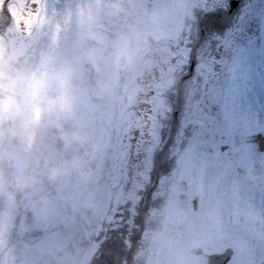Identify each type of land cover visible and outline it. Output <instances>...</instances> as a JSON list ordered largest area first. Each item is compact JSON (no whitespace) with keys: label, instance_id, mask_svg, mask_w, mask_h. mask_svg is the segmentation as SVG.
Instances as JSON below:
<instances>
[{"label":"rangeland","instance_id":"rangeland-1","mask_svg":"<svg viewBox=\"0 0 264 264\" xmlns=\"http://www.w3.org/2000/svg\"><path fill=\"white\" fill-rule=\"evenodd\" d=\"M197 3L0 0V264H100L85 225L123 199L115 184L128 162L124 133L139 123L135 79L151 51L166 52L168 36L196 22ZM194 118L186 123L200 128ZM247 188L240 202L196 214L157 199L130 264H208L227 248L230 264H264L259 167Z\"/></svg>","mask_w":264,"mask_h":264},{"label":"snow or ice","instance_id":"snow-or-ice-1","mask_svg":"<svg viewBox=\"0 0 264 264\" xmlns=\"http://www.w3.org/2000/svg\"><path fill=\"white\" fill-rule=\"evenodd\" d=\"M196 10L194 24L168 36V65L180 81L168 94L153 92L138 125L124 133L128 162L115 184L123 199L85 225L100 264H117L120 245L146 230L144 216L157 199L174 198L196 214L213 201L245 199L257 167L264 172V59L241 74L252 53L264 58V0H198ZM187 84L216 131L186 123L179 88Z\"/></svg>","mask_w":264,"mask_h":264},{"label":"flooded vegetation","instance_id":"flooded-vegetation-1","mask_svg":"<svg viewBox=\"0 0 264 264\" xmlns=\"http://www.w3.org/2000/svg\"><path fill=\"white\" fill-rule=\"evenodd\" d=\"M256 2H259V0H256ZM165 48H167V45H165ZM148 56L149 62L145 63L143 69L144 77L139 78L137 75L135 79L140 85V89L142 88L141 91H143L137 100V107L139 108L138 112H140L141 109L146 110V102L151 103L155 99L152 96L153 92L159 94V92L162 93L164 90H168L167 92L169 93L174 85H176L181 79L179 72H174L169 67L167 51L163 53H160L159 51H151ZM254 56H256V58H253ZM248 59L250 65L258 66L259 62L264 58L256 52L253 53L252 58ZM161 68L162 71L159 70ZM179 91L187 98L186 119L192 117L195 120L194 117H198L199 122L197 123L200 128H206L209 131H216L217 129L206 112L205 106L199 104L195 99L193 86L191 84L181 85ZM143 114H146V112L142 113V115ZM203 121L205 123H203ZM137 125L138 123L136 126Z\"/></svg>","mask_w":264,"mask_h":264},{"label":"trees","instance_id":"trees-1","mask_svg":"<svg viewBox=\"0 0 264 264\" xmlns=\"http://www.w3.org/2000/svg\"><path fill=\"white\" fill-rule=\"evenodd\" d=\"M140 239L141 233L137 231L136 234L132 236L131 245L129 248H126L125 246L123 247V244L120 245L119 252L117 254L118 257L116 256L117 264H130V260L128 257L129 250L132 249L133 246H137V243H140ZM104 251H107V247L104 249Z\"/></svg>","mask_w":264,"mask_h":264},{"label":"water","instance_id":"water-1","mask_svg":"<svg viewBox=\"0 0 264 264\" xmlns=\"http://www.w3.org/2000/svg\"><path fill=\"white\" fill-rule=\"evenodd\" d=\"M234 251L227 249L224 253L213 254L208 257V264H228L230 262L229 257H232Z\"/></svg>","mask_w":264,"mask_h":264},{"label":"clouds","instance_id":"clouds-1","mask_svg":"<svg viewBox=\"0 0 264 264\" xmlns=\"http://www.w3.org/2000/svg\"><path fill=\"white\" fill-rule=\"evenodd\" d=\"M11 107H12L11 104H5V106H4L5 111H10V110H11ZM24 138H25L26 140H29V141H30V140L32 139V136H31V134L25 132V134H24Z\"/></svg>","mask_w":264,"mask_h":264}]
</instances>
